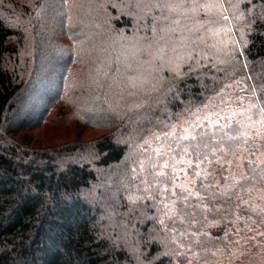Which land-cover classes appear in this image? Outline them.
Wrapping results in <instances>:
<instances>
[{
  "label": "trees",
  "instance_id": "16d2710c",
  "mask_svg": "<svg viewBox=\"0 0 264 264\" xmlns=\"http://www.w3.org/2000/svg\"><path fill=\"white\" fill-rule=\"evenodd\" d=\"M200 1L0 0V264H226L264 239V214L240 200L264 161L217 171L248 146L240 124L173 126L239 76L264 95V0L244 6L248 43L230 58L198 44L197 23L220 21ZM58 111L106 133L37 145Z\"/></svg>",
  "mask_w": 264,
  "mask_h": 264
},
{
  "label": "rangeland",
  "instance_id": "374dc122",
  "mask_svg": "<svg viewBox=\"0 0 264 264\" xmlns=\"http://www.w3.org/2000/svg\"><path fill=\"white\" fill-rule=\"evenodd\" d=\"M257 0H201L202 7L206 13L219 14L220 21L215 24H198L202 35L198 44L214 52L222 53L225 58H230L234 51H243L247 45V31L243 28L244 20L249 19L245 16L248 7L245 5L254 4ZM190 8L195 9L191 4ZM191 53H194L192 51ZM190 53V54H191ZM210 56V55H209ZM59 58V54L55 56ZM54 63V62H52ZM264 66V62L262 63ZM40 71L35 74L36 81L43 80L48 91L58 85V75L51 79H46V73ZM248 75H251L250 70ZM54 79V80H53ZM226 92L217 96V108L206 114L197 115L188 124L187 119L183 118L173 126L177 130L191 128L195 122H208V124L231 123L236 121L241 126V133L248 141V146H240L237 149H228L217 163L219 173H227L232 179L241 177L246 160L264 161V95L260 94L259 86L256 81L248 76H239V79L229 80L225 83ZM259 94V96H258ZM262 97H261V96ZM106 131L88 128L80 134V127L69 117H64L58 113H51L46 123L33 131L34 142L37 145H58L74 140H94ZM184 183L189 185L192 179L188 174H184ZM242 202L250 204L254 210L264 214V177L255 180V187L249 192L246 198L240 197ZM264 233V228H261ZM259 232V231H258ZM256 233L253 237L248 234L251 244L248 248L240 249L229 255L226 264H264V239Z\"/></svg>",
  "mask_w": 264,
  "mask_h": 264
},
{
  "label": "snow or ice",
  "instance_id": "6c2138e0",
  "mask_svg": "<svg viewBox=\"0 0 264 264\" xmlns=\"http://www.w3.org/2000/svg\"><path fill=\"white\" fill-rule=\"evenodd\" d=\"M160 175H163V173H160Z\"/></svg>",
  "mask_w": 264,
  "mask_h": 264
}]
</instances>
